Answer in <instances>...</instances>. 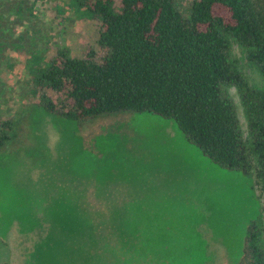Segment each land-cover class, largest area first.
<instances>
[{
    "label": "rangeland",
    "instance_id": "374dc122",
    "mask_svg": "<svg viewBox=\"0 0 264 264\" xmlns=\"http://www.w3.org/2000/svg\"><path fill=\"white\" fill-rule=\"evenodd\" d=\"M66 2L0 0V119L13 121L0 147V264H113L114 240L128 264H238L251 220L263 225L264 247L254 158L247 175L219 168L173 120L150 113L73 121L39 112L31 65L57 48L96 49V23ZM229 60L264 86L234 40ZM223 89L247 143L238 91ZM114 226H128L123 241Z\"/></svg>",
    "mask_w": 264,
    "mask_h": 264
},
{
    "label": "trees",
    "instance_id": "16d2710c",
    "mask_svg": "<svg viewBox=\"0 0 264 264\" xmlns=\"http://www.w3.org/2000/svg\"><path fill=\"white\" fill-rule=\"evenodd\" d=\"M65 7L96 23V49L79 56L57 48L31 65L39 112L73 121L122 111L171 119L219 168L247 175L254 158L264 191V86H251L229 60L234 40L264 78V0H67ZM229 85L239 94L247 143L223 89ZM12 130L11 119H0V147ZM114 227L123 241L128 226ZM262 235L260 220L246 225L238 264H264ZM113 248V264H128V248L116 240Z\"/></svg>",
    "mask_w": 264,
    "mask_h": 264
}]
</instances>
